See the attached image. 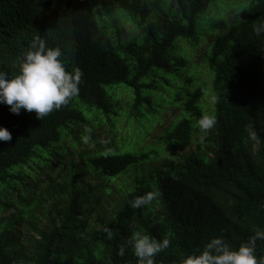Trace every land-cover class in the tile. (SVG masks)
Instances as JSON below:
<instances>
[{
  "label": "trees",
  "instance_id": "1",
  "mask_svg": "<svg viewBox=\"0 0 264 264\" xmlns=\"http://www.w3.org/2000/svg\"><path fill=\"white\" fill-rule=\"evenodd\" d=\"M103 1L0 0V70L19 74L20 58L38 34L49 47L62 48L68 71L83 73L79 95L43 120L0 103V126L13 133L11 141H0V264H138L130 246L118 254L134 231L170 237L154 264H181L214 237L236 249L264 229V34L253 28L264 22V0H253L214 38L209 68L216 126L196 152L162 161L108 210L101 209L102 191L110 192V183L149 153L106 151L118 136L101 142L102 129L151 118L171 96L184 116L158 142L171 151L194 138L206 85L185 88L190 75L169 94L162 71L170 68L166 53L175 39L195 36L197 19L213 0ZM129 17L138 29L126 37ZM87 128L92 139L84 143ZM55 158L64 162L67 182L47 174L48 186L39 192L37 173L51 172ZM93 173L106 180L100 190L89 183L85 189L80 179ZM53 188L58 199L49 202ZM152 190L159 196L151 205L131 207V199ZM256 254L264 258V240Z\"/></svg>",
  "mask_w": 264,
  "mask_h": 264
},
{
  "label": "rangeland",
  "instance_id": "2",
  "mask_svg": "<svg viewBox=\"0 0 264 264\" xmlns=\"http://www.w3.org/2000/svg\"><path fill=\"white\" fill-rule=\"evenodd\" d=\"M62 1V0H60ZM98 4H103V0H95ZM253 0H213L209 6L200 13L197 19L196 34L193 37H177L166 53L170 68L162 71V77L169 80L170 83L166 84V88L169 90V94L174 93L179 88V85L184 84L187 78L192 75L193 82L188 84L185 88L195 89L196 87L206 85V93L200 102V106L204 112V115L211 114L216 115V92L213 89L212 80L214 78V72L209 68V56L211 55L212 45L214 38H216L222 30L226 27L228 21L242 17L244 11H246ZM89 5V1L86 2ZM221 26H220V22ZM219 22V23H217ZM124 32L125 36L133 35L138 29L130 17L125 21ZM216 23L214 26L212 24ZM186 60L187 65L179 64L176 62H182ZM162 80V78H161ZM161 81H158L160 83ZM186 84V83H185ZM168 93L166 96H168ZM169 98L164 99L161 102L156 115L149 118L146 117L143 121L131 123L126 120L120 121L116 127L110 128L106 126L102 129V140L107 141L110 136H118L116 139V145L109 147L106 151L110 153H122L126 150L129 152H148L149 156L146 160L137 164H133L129 167V170L119 175V177L110 183L112 189L110 192H103L104 198L101 204V209L108 210V206L115 207L122 199V192H125L133 182L137 179H141L148 176L150 172L159 165L162 161L167 159H180L183 155L197 151V142L201 141L200 137L208 135L210 133H204L198 127L194 138L182 145L177 146L175 149L169 151L165 144L158 142V138L168 128V126L177 122L184 116L181 108L177 107L169 101ZM151 116V115H150ZM170 125V126H171ZM73 157V155L71 156ZM76 157V156H74ZM64 162L55 158L52 163V171L47 168L39 171V178L42 180L41 189L39 192H43L49 180L47 174L52 175L59 184H65L67 179L64 178ZM137 165V166H136ZM66 169V167H65ZM49 175V176H50ZM81 180L85 181V189L90 186H99V184L106 182L103 178L97 174H82ZM50 182V181H49ZM101 187L99 186V190ZM48 201H54L58 199V192L55 188L49 191ZM93 194H97V191H93ZM47 202H45V205ZM94 207V206H93ZM14 208H9L6 214H10ZM95 215V212L93 213ZM95 221L94 218L91 219Z\"/></svg>",
  "mask_w": 264,
  "mask_h": 264
},
{
  "label": "clouds",
  "instance_id": "3",
  "mask_svg": "<svg viewBox=\"0 0 264 264\" xmlns=\"http://www.w3.org/2000/svg\"><path fill=\"white\" fill-rule=\"evenodd\" d=\"M257 35L264 34V22L253 26ZM64 53L61 47H49L46 40L35 35L20 58L19 74L9 75L0 70V103L10 105V111L20 114L22 110L35 112L37 118H43L54 110L68 105L80 93V83L83 73L80 69L68 71L62 59ZM217 124L215 115H202L198 126L204 133L212 130ZM82 136L84 143L92 139V129L87 128ZM255 139V134H252ZM12 131L6 126H0V141H11ZM201 141L205 136L200 137ZM106 143V141H101ZM159 196L158 191H147L135 196L129 201L133 208H144L151 205ZM109 238L112 232L104 229ZM258 240H264V229L257 228L247 242L233 249L223 236L214 237L202 251L187 255L181 264H264V258H258L256 245ZM171 238L165 236L162 240L147 232L134 231L119 247V255L124 256L130 246L138 258V264H154L155 257L161 251L171 246Z\"/></svg>",
  "mask_w": 264,
  "mask_h": 264
}]
</instances>
